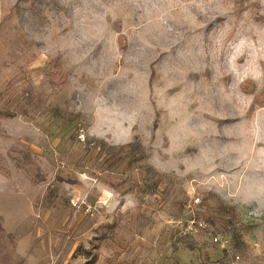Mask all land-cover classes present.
Masks as SVG:
<instances>
[{"label": "rangeland", "instance_id": "374dc122", "mask_svg": "<svg viewBox=\"0 0 264 264\" xmlns=\"http://www.w3.org/2000/svg\"><path fill=\"white\" fill-rule=\"evenodd\" d=\"M95 254L264 264V0H0V264Z\"/></svg>", "mask_w": 264, "mask_h": 264}, {"label": "trees", "instance_id": "16d2710c", "mask_svg": "<svg viewBox=\"0 0 264 264\" xmlns=\"http://www.w3.org/2000/svg\"><path fill=\"white\" fill-rule=\"evenodd\" d=\"M55 74V73H54ZM55 109V116L59 119L63 120H74V117L70 115L69 113H56ZM6 116H10L11 113H6ZM138 157L131 158L129 163L136 161L137 162ZM147 190H151V192L157 191L158 185L149 183L146 185ZM53 196V194L51 193ZM208 210L202 211L201 218L204 219V221L208 222L211 225H218L219 227H222L223 229L227 230L231 236V240L234 243L235 247L239 248L243 245V237L242 233L240 232L239 228L236 225L237 222V213L235 211L234 207L228 206L224 204L223 202H218L215 206H208ZM109 227H112L109 226ZM120 252H117V256ZM85 264H95L98 261V254H95L94 257H90Z\"/></svg>", "mask_w": 264, "mask_h": 264}, {"label": "built area", "instance_id": "2783aa9c", "mask_svg": "<svg viewBox=\"0 0 264 264\" xmlns=\"http://www.w3.org/2000/svg\"><path fill=\"white\" fill-rule=\"evenodd\" d=\"M199 224H200L201 226H204V227L207 226V223H206L204 220H202V222H200Z\"/></svg>", "mask_w": 264, "mask_h": 264}]
</instances>
